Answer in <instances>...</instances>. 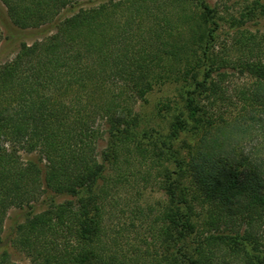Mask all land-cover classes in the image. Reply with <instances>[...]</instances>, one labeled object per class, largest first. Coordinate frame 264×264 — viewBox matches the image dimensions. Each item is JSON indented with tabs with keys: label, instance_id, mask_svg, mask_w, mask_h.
Returning <instances> with one entry per match:
<instances>
[{
	"label": "trees",
	"instance_id": "trees-1",
	"mask_svg": "<svg viewBox=\"0 0 264 264\" xmlns=\"http://www.w3.org/2000/svg\"><path fill=\"white\" fill-rule=\"evenodd\" d=\"M0 2L48 33L0 64V264H264V32L247 28L264 0ZM234 71L252 83L230 107ZM167 81L163 136L136 103Z\"/></svg>",
	"mask_w": 264,
	"mask_h": 264
},
{
	"label": "rangeland",
	"instance_id": "rangeland-1",
	"mask_svg": "<svg viewBox=\"0 0 264 264\" xmlns=\"http://www.w3.org/2000/svg\"><path fill=\"white\" fill-rule=\"evenodd\" d=\"M104 0H93L94 4H98ZM211 5H218L222 14H232L236 12L237 8L241 7V4L252 3L254 0H207ZM262 1V0H261ZM92 3V5H94ZM91 4H82L80 7L86 8L92 6ZM76 9L72 12H75ZM72 12L65 13L63 16H68ZM247 28L251 32H264V15L258 16L251 20L247 24ZM0 33L2 41L0 44V64L5 61H9L16 55L19 45L21 43L31 44L38 41L48 35L45 30L42 29H20L15 27L9 20L6 14L5 7L0 2ZM252 83V80L247 76H242L237 72L228 74L227 78L221 83L222 89L226 93L225 104L230 105L231 102H236V92L239 89L248 87ZM181 92L180 83L174 81H167L162 85L155 86L153 90L148 93L143 102L136 103V110L140 117L146 122V127L153 128L159 135L166 136L169 133V127L171 123L170 113L161 111L165 104L168 103L173 108L180 106ZM234 104V103H233ZM233 105H230L232 107ZM245 140H248L247 138ZM23 159L32 158L37 159L35 153L28 155L24 152H20ZM143 196L141 201L144 204L152 205L160 197V193L155 188H147L142 192ZM144 200V201H143ZM44 208L43 204L36 203L33 208H11L6 215L3 223V237L11 231V228L16 224L21 223L28 216L40 212ZM11 259L18 264H27L25 257L16 251H11Z\"/></svg>",
	"mask_w": 264,
	"mask_h": 264
}]
</instances>
